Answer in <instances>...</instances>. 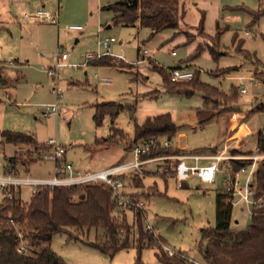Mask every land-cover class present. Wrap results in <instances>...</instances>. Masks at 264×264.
Instances as JSON below:
<instances>
[{
    "label": "rangeland",
    "instance_id": "obj_1",
    "mask_svg": "<svg viewBox=\"0 0 264 264\" xmlns=\"http://www.w3.org/2000/svg\"><path fill=\"white\" fill-rule=\"evenodd\" d=\"M116 1L119 0H61L56 26L23 17L25 10H36L41 2L46 8H53L49 0H0V69L3 77L9 79L6 86L0 87V130L31 134L39 145L45 146L44 152L52 149L46 144L54 140L64 148L63 163L71 164L75 173L82 174L133 158L130 147L122 144L94 145L96 137L109 135L112 124L106 116L99 126L95 125L92 118L94 105L114 103L124 108L113 125L131 137L135 123H142L148 116L169 112L177 129L170 138L171 145L180 152L217 153L225 149L226 154L232 156H264L258 147L260 138L264 141V110L256 108V105L264 104V14L255 20L251 15L264 6V0H179L182 12L179 28L158 31L138 23L134 26L115 24L114 13L106 6ZM202 18L203 30L200 31L197 27ZM70 24L81 25L82 30L69 31L67 26ZM218 31L217 46L215 35ZM110 36L115 42L110 43L109 53L132 63L128 65L113 55H102L84 65V55L104 52L106 49L100 42ZM187 38L193 41L184 44ZM137 45L147 49L151 60L133 63L137 59ZM197 45L212 46L222 53L213 58L204 50L195 59L186 61ZM237 45L243 51H239ZM57 52L66 53L67 59L52 76L47 69L56 63ZM97 60L114 64L93 63ZM188 62L190 65L186 67L193 74L198 72L200 82L224 92L237 87L235 111L223 110L201 122L196 113L205 109L201 91L195 89L187 94L165 89L154 66L169 71ZM120 63L126 65L120 66ZM226 67L232 70L216 73ZM101 77H108L110 84H102ZM249 77H254L260 86L247 85ZM242 80L247 85L246 93L240 92ZM57 88L59 97L54 93ZM52 104H56L57 113L43 116L45 106ZM128 106L134 107L133 113ZM236 112L253 128V139L250 135L245 137L243 148H234L236 140H226L230 117ZM232 148L236 152L233 153ZM41 150L30 144L7 143L0 137V175L11 166L8 158L12 156L18 159L16 172H13L16 175L52 177L55 162L40 158ZM234 162L240 161H222L216 179L211 183L191 177L181 188H176L174 176L143 178L144 187H137V191L141 193L143 209L159 241L150 232L152 239L145 238L141 247L131 243L114 253H105L92 245V242L104 241L102 231L91 228L74 237L70 236V231L55 233L50 247L64 264H169L161 262L157 254L181 258L187 264H211L203 257L207 245L205 232L214 227L216 194H224L225 173L230 166L235 169ZM199 163L209 161L200 160ZM61 176H68V172ZM243 183L244 176L241 185ZM31 195L30 186L19 185L10 195L0 190V203L7 197L26 203ZM125 214L126 222L133 227L131 237L137 240V213L127 210ZM250 221V205L240 201L232 206L231 228L234 231L247 228ZM141 225L146 231L142 219Z\"/></svg>",
    "mask_w": 264,
    "mask_h": 264
},
{
    "label": "trees",
    "instance_id": "obj_2",
    "mask_svg": "<svg viewBox=\"0 0 264 264\" xmlns=\"http://www.w3.org/2000/svg\"><path fill=\"white\" fill-rule=\"evenodd\" d=\"M179 0H119L108 4L107 9L113 11L112 20L115 24L134 26L138 23L141 27H147L153 31L165 28L177 29L180 26L182 12L179 8ZM264 14V6L258 11L251 12L253 19ZM203 30V18L197 27ZM219 31L215 35L217 46ZM188 37L190 35L188 34ZM187 38L184 44L192 42ZM238 46L239 51H243ZM207 50L213 58L221 51H215L212 46L197 45L190 53L186 61L198 57ZM99 64L112 65L114 62L97 60ZM120 66L126 63H120ZM161 75L164 87L169 92L191 93V90L201 91L205 109L196 113L201 122L212 118L223 110L235 111L234 105L238 103V89L232 87L224 92L217 87L200 82L197 73L187 82H176L170 79L169 71L161 66H154ZM232 68H223L216 73H227ZM9 79L0 75V87L7 85ZM150 95V93H145ZM264 103V102H263ZM214 106L210 107L209 105ZM124 106L114 103H97L94 105L93 121L99 126L104 118L111 119L110 133L107 137L94 140V145L109 147L122 144L131 147L138 141L150 137L171 138L176 132V125L169 112H161L148 116L142 123L134 124L133 137L122 129L113 125L114 119ZM259 110H264V104L256 105ZM130 113L134 107L128 106ZM260 136V135H259ZM0 137L4 142L11 144H30L41 149L34 136L28 133L12 130H0ZM259 149L264 152V141L259 140ZM210 149V148H205ZM233 153L235 149L231 150ZM180 152L178 149L168 148L158 153ZM17 158L9 157L8 161L13 170L17 164ZM21 164H24L22 162ZM240 163L234 162L237 169ZM134 185L144 187L143 176L134 175ZM253 186L258 195L264 193V159H262L254 175ZM150 189L154 186H149ZM148 187V188H149ZM11 193L13 190L11 189ZM116 212V213H115ZM138 239H132V226L126 222L125 212L116 209L110 189L102 184H87L84 186H43L33 193L30 200L20 203L7 197L0 203V264H64L50 247V240L55 233L70 231V236H78L77 233L94 228L101 230L104 241L92 242V245L105 253H114L121 248L136 244L141 247L145 238L152 236L149 231H144L141 225L140 215L137 213ZM13 217L22 224V230L27 240L28 253L20 254L15 249L16 239L13 227L6 219ZM232 206L225 201V195L217 193L215 198V224L205 232L207 245L203 257L211 264H263L264 263V212L258 211L251 214V221L247 228L234 231L231 228ZM157 258L163 263L187 264L181 258L168 257L165 254H157ZM189 264V263H188ZM193 264V263H192Z\"/></svg>",
    "mask_w": 264,
    "mask_h": 264
},
{
    "label": "built area",
    "instance_id": "obj_3",
    "mask_svg": "<svg viewBox=\"0 0 264 264\" xmlns=\"http://www.w3.org/2000/svg\"><path fill=\"white\" fill-rule=\"evenodd\" d=\"M54 7L49 9L43 4L33 11L25 10L23 17L28 20L39 23H50L58 26L59 11L61 9V0H49ZM67 30L80 31L81 25L70 24ZM246 34H249L246 32ZM115 41L114 37L103 39L100 44L106 49L101 54L86 53L84 55V65L88 64L90 60L102 55H113L109 53L108 48L111 42ZM171 54H175L174 51ZM119 57L117 55H113ZM149 58L147 49L137 47V59L133 63H142ZM56 63L53 67H48L47 73L55 76L57 69L64 65V60L67 59V54L64 52H57ZM170 79L173 81H188L193 77V72L188 67L175 66L169 69ZM102 84H110L108 77H101ZM247 85L252 87H259L258 82L254 77L248 78ZM247 85L240 82V92H248ZM264 86V85H263ZM57 97L60 96V90L54 89ZM57 113L56 104L46 105L42 111L43 116ZM51 147V150L39 152L38 156L41 158H48L54 160V174L50 178H33L29 176L16 175L11 166H8L5 174L0 175V190L5 194H11V189H15L19 185H28L31 192L36 193L40 187H54V186H84L87 184H102L107 186L112 194V198L116 205V209L122 212L132 210L138 213L144 224L146 231L152 232L153 228L147 218L143 209L144 201L140 198V192L134 185V175L146 177L174 176L176 188H181L183 183L189 178L195 177L201 182L211 183L216 179L220 163L222 161L239 160L240 166L237 169H230L225 173L223 181L225 201L230 206L236 205L238 202H244L251 206V214L258 211L264 212V193L257 194L253 186L254 175L259 164V161L264 157L260 154H251L247 156H232L226 154L225 149L217 153L209 152H164L158 153L161 150L172 148L170 138L167 137H150L142 139L132 145L133 158L127 161L119 162L101 170L87 171L82 174L75 173L71 164L64 162V148L54 140H49L46 144ZM46 146V147H47ZM43 151V152H42ZM193 161V163L188 162ZM200 160H208L209 163L200 164ZM68 172V176H61L62 173ZM244 176V183L241 185V180ZM237 197V199H236ZM6 222L13 227L15 233V249L20 254L28 253L27 240L22 230L20 221L13 217H8ZM153 233V232H152ZM154 239L159 241L153 233ZM165 250L171 255L172 252L165 247Z\"/></svg>",
    "mask_w": 264,
    "mask_h": 264
},
{
    "label": "crops",
    "instance_id": "obj_4",
    "mask_svg": "<svg viewBox=\"0 0 264 264\" xmlns=\"http://www.w3.org/2000/svg\"><path fill=\"white\" fill-rule=\"evenodd\" d=\"M43 3L41 2V5ZM59 19H60V16H59ZM49 24V23H48ZM53 25V24H52ZM110 37H113V36H110ZM115 42V41H113ZM112 43V42H111ZM138 47V45H137ZM136 47V49H137ZM118 56V55H117ZM118 59H121L123 60L124 62H127L128 65H130V63L132 62H128L125 60L124 57H117ZM150 59V57H149ZM151 60V59H150ZM1 61V60H0ZM15 61V60H14ZM93 62V61H92ZM153 62V61H152ZM90 63V62H89ZM93 63H96V62H93ZM143 63V62H142ZM140 64V63H138ZM187 65H190V63L188 62L186 65L184 64L183 67H186ZM136 67V66H135ZM0 75L3 77L2 73H1V69H0ZM12 81L11 83H13V80H10ZM10 84V83H9ZM108 85V84H106ZM6 86V85H5ZM4 87V86H3ZM233 116L230 117V120H229V125H228V135L226 137V140L227 141H234L236 140V147L234 148H243L242 146L244 145V138L245 137H248L250 135V137L252 136V133H253V128L252 126L250 125V123H248V121L245 119V117H241L239 118L241 115L236 112V113H232ZM253 137V136H252ZM232 148V149H234ZM11 157V156H10ZM111 166V165H110ZM109 166H103V167H100V168H97L96 170H101V169H104V168H107ZM16 170V169H15ZM14 170V171H15ZM6 172V170H5ZM16 172V171H15ZM2 175V174H1Z\"/></svg>",
    "mask_w": 264,
    "mask_h": 264
},
{
    "label": "water",
    "instance_id": "obj_5",
    "mask_svg": "<svg viewBox=\"0 0 264 264\" xmlns=\"http://www.w3.org/2000/svg\"><path fill=\"white\" fill-rule=\"evenodd\" d=\"M250 139H253V137L251 136Z\"/></svg>",
    "mask_w": 264,
    "mask_h": 264
}]
</instances>
